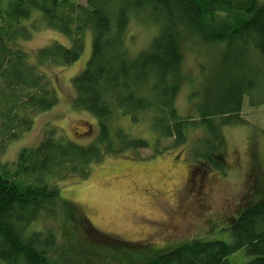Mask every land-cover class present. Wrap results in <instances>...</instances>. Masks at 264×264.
Instances as JSON below:
<instances>
[{
  "label": "trees",
  "instance_id": "obj_1",
  "mask_svg": "<svg viewBox=\"0 0 264 264\" xmlns=\"http://www.w3.org/2000/svg\"><path fill=\"white\" fill-rule=\"evenodd\" d=\"M34 11L69 40V46L53 42L40 48V63L65 67L75 62L84 50L83 35L90 31L89 58L72 78L73 103L96 118L98 131L82 143L49 130L36 145L23 147L15 161L0 162V264H51L58 250L56 234L36 222L55 217L64 205L77 218L78 208L60 197L57 181L86 177L89 166L106 155L142 148L160 153L186 144L188 130L205 126L210 138L197 140L210 153L195 149L193 160L222 167L220 124L211 118L232 122L244 94H250L244 82H251L244 71L247 62L264 65L260 0H0L1 143L28 128L31 113L57 101L48 78L29 63L20 43L29 35L27 21ZM131 23L155 28L147 46L135 52L128 45ZM201 50L209 53L207 60L214 57L219 73L193 118L179 112L176 103L190 83L186 53H205ZM255 67L250 68L256 72ZM138 124L148 136L126 129ZM165 140L170 145L162 146ZM197 140L191 142L194 148ZM235 215L228 219L230 242L191 239L138 264H230L228 256L237 250L252 256L242 264H264V199L248 201ZM79 223L88 238L111 246L129 250L150 243L103 234L84 215Z\"/></svg>",
  "mask_w": 264,
  "mask_h": 264
},
{
  "label": "rangeland",
  "instance_id": "obj_2",
  "mask_svg": "<svg viewBox=\"0 0 264 264\" xmlns=\"http://www.w3.org/2000/svg\"><path fill=\"white\" fill-rule=\"evenodd\" d=\"M33 15L27 21L29 35L20 43L29 63L37 64L38 71L48 78L57 101L48 110L31 113L30 126L17 137L0 142L1 163L15 161L23 147L36 145L49 130L82 143H87L98 131L96 118L73 103L72 78L89 58L90 31L83 35L84 50L75 62L65 67L40 63V48L53 42L69 46V40L62 32L46 26L39 11H34ZM154 30V25L142 23L138 28L131 23L128 29L131 50L145 48ZM202 53H186L185 69L190 83L188 87L183 86L176 103L179 112L193 118L200 113V102L209 82H214L219 73L217 64L211 60L214 57L207 60L209 53ZM248 64L244 71L251 82H244L250 94H244L239 114L230 117L232 122L224 123L219 116L211 118L220 124L222 167L193 160L195 149L210 153L206 144L197 140L211 136L207 127L200 126L187 131L188 142L184 145L170 146L160 153L142 148L106 155L89 166L86 177L72 176L57 181L60 197L75 204L78 213L77 218H72L70 208L64 205L55 217L47 216L36 222V227L50 226L56 234L58 250L51 256V264H138L191 239L231 241L228 219L236 216L241 202L264 199V65L249 61ZM254 66L256 72L250 68ZM128 128L135 135L148 136V129L141 124ZM194 140H197L196 148L191 146ZM170 143L165 140L162 146ZM199 202L202 208L198 207ZM187 204L192 211L186 215V221L181 219L178 226L171 229L174 217L181 214L182 206L187 208ZM83 215L103 234L150 243L127 250L94 241L83 233L79 223ZM251 257L244 250L228 256L230 264H242Z\"/></svg>",
  "mask_w": 264,
  "mask_h": 264
},
{
  "label": "flooded vegetation",
  "instance_id": "obj_3",
  "mask_svg": "<svg viewBox=\"0 0 264 264\" xmlns=\"http://www.w3.org/2000/svg\"><path fill=\"white\" fill-rule=\"evenodd\" d=\"M252 167H253V164H252ZM253 170H254V168H253ZM199 192H197V194H198ZM195 194H196V191H195ZM194 196V195H193ZM247 202L244 200V202H241V204H240V208H238L239 207V205H238V209H236L237 211H239L241 208H242V206L243 205H245ZM182 205V204H181ZM201 205H202V203H200L199 202V205H198V207L199 208H202L201 207ZM182 209H183V212L181 213V214H178L177 216H175L174 217V224H172V226H171V229L172 228H174V227H177L178 226V222L181 220V219H184L185 218V221H186V217L191 213V211H190V204L188 205L187 204V208H185L184 207V205L182 206ZM190 211V212H189ZM187 215V216H186Z\"/></svg>",
  "mask_w": 264,
  "mask_h": 264
},
{
  "label": "bare ground",
  "instance_id": "obj_4",
  "mask_svg": "<svg viewBox=\"0 0 264 264\" xmlns=\"http://www.w3.org/2000/svg\"><path fill=\"white\" fill-rule=\"evenodd\" d=\"M155 130V129H154ZM168 150V149H167Z\"/></svg>",
  "mask_w": 264,
  "mask_h": 264
}]
</instances>
